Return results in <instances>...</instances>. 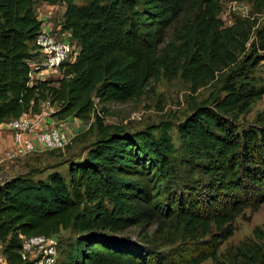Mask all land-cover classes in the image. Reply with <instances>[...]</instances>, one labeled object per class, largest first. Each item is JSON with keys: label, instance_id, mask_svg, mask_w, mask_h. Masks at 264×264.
I'll return each mask as SVG.
<instances>
[{"label": "trees", "instance_id": "trees-1", "mask_svg": "<svg viewBox=\"0 0 264 264\" xmlns=\"http://www.w3.org/2000/svg\"><path fill=\"white\" fill-rule=\"evenodd\" d=\"M35 1L0 0V123L39 113L47 100L53 116L88 120L97 135L64 161L65 172L51 165L45 177L30 170L0 181L7 263L32 264L19 252L23 235L71 227L75 239L55 264H264V222L220 250L244 208L264 202V113L239 121L264 95L255 75L264 27L250 16L224 25L221 0H62L60 28L78 52L61 77L32 82L42 25ZM245 1L264 13V0ZM175 76L192 91L219 82L177 122L178 147L170 121L104 122L107 104ZM133 226L138 239L122 233Z\"/></svg>", "mask_w": 264, "mask_h": 264}, {"label": "rangeland", "instance_id": "rangeland-1", "mask_svg": "<svg viewBox=\"0 0 264 264\" xmlns=\"http://www.w3.org/2000/svg\"><path fill=\"white\" fill-rule=\"evenodd\" d=\"M64 7L65 5L62 0H58L54 4L39 0L35 1L34 9L38 18L42 21V31L56 30L60 27ZM251 12H253V7L251 3L247 1L234 3L229 0H221V11L219 16L222 20L230 23L235 17L253 15L257 20L258 26L264 27V13ZM255 75L264 79V60L258 64L255 70ZM218 87L219 82L217 80H210L204 85L198 87L196 91H192L190 83L184 81L179 76L161 78L157 82L147 85L144 92L137 98L128 99L124 102L107 104L108 110L105 114L104 122L120 124L128 129H137L162 120L170 121L172 123L170 132L175 145L178 147L180 139L176 130L177 122L188 114L194 102L205 99L211 91H215ZM41 104L45 122H47L48 125L56 124V121L59 119L51 114L56 105H50L47 100H43ZM96 109H100L99 104H96ZM135 113H139V117H137ZM258 113H264V95L252 103L249 110L239 117V121L242 123L253 121ZM63 122L67 128L74 132V136L63 150H46L39 152H45L46 155L42 156V154H40L38 157L41 158L35 162H25L28 164L26 170H33L35 178L45 177L49 167L51 165H56L55 163L59 165L58 170L65 172L67 165L65 163L64 165L63 162L67 148L74 151L71 157H76L83 153L85 146L97 135L96 127L93 126L90 129V122L88 120H81L73 115H69ZM50 156H53V158H49ZM19 159L14 162H6L0 166V181L6 177L17 174L14 173L16 170L9 172L6 171L4 167H10L12 164L14 165ZM8 169L9 168H7V170ZM234 222L236 228L233 234L220 245L221 251L224 250L226 245L237 243L242 238L251 236L252 228L257 224L260 225L264 222V202L261 203L256 210H252L250 207L244 208L243 214L238 215ZM139 230L142 231L137 226H133L122 233L131 238L138 239ZM55 236L57 238V246L59 249L58 261H61L65 259L69 247L75 239V231L71 227H68L61 229L55 234ZM171 245V243H166L159 246V249H167ZM1 250L2 244L0 242V264H2L3 259L5 260L4 256L1 254ZM210 263L211 260L207 259L201 264Z\"/></svg>", "mask_w": 264, "mask_h": 264}, {"label": "built area", "instance_id": "built-area-1", "mask_svg": "<svg viewBox=\"0 0 264 264\" xmlns=\"http://www.w3.org/2000/svg\"><path fill=\"white\" fill-rule=\"evenodd\" d=\"M248 16L250 15L244 17ZM222 22L224 25H229L233 21L228 23L222 20ZM35 45L37 55L29 60L32 82L52 77L55 73L61 77V64L73 60L79 49L76 40L71 38L70 32L60 27L56 30L42 31L41 29L35 38ZM37 72L42 74L35 76ZM135 114L139 117V113ZM36 116L35 113L27 112L9 119L12 145L0 149V166L28 154L46 150H63L70 143L74 132L64 125V120H57L56 124L40 127L37 125ZM19 252L23 259L32 261V264H55L59 255L57 238L55 234L23 235ZM5 263L8 264L3 259L2 264Z\"/></svg>", "mask_w": 264, "mask_h": 264}, {"label": "crops", "instance_id": "crops-1", "mask_svg": "<svg viewBox=\"0 0 264 264\" xmlns=\"http://www.w3.org/2000/svg\"><path fill=\"white\" fill-rule=\"evenodd\" d=\"M41 72H37L35 73V76L37 75H41ZM53 78H58L59 75H56V73L54 75H52ZM36 119L38 118L37 121V125H39L40 127H44L46 125H48L47 122H45V117H44V112L42 111V104H41V111L39 113H35ZM64 120V119H62ZM9 119L3 121L0 123V149H3L5 147H8L10 145H12V136H11V130H10V126L8 124ZM74 151L70 150V148H67L66 152H65V159L64 161L68 158L71 157V155L73 154ZM40 154L46 155L45 152L44 153H32V154H28L22 158H20L14 165H10V167H4V169H6V171H15L14 173H23L26 172L27 168H28V164H26L25 162H35L36 160H38L41 157ZM49 158H53V156H50ZM65 162H63L64 164ZM56 165H58L57 163H55ZM65 165V164H64ZM26 167V168H25ZM59 167V166H58ZM3 168V167H2ZM7 168H9L7 170ZM47 173V172H46ZM11 175V174H10ZM57 234V233H56Z\"/></svg>", "mask_w": 264, "mask_h": 264}]
</instances>
